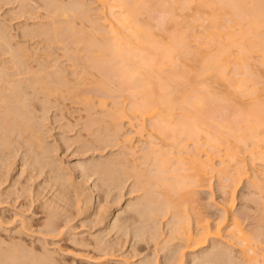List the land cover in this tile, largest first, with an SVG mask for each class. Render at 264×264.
Masks as SVG:
<instances>
[{"label": "rangeland", "instance_id": "1", "mask_svg": "<svg viewBox=\"0 0 264 264\" xmlns=\"http://www.w3.org/2000/svg\"><path fill=\"white\" fill-rule=\"evenodd\" d=\"M71 1L75 6V0H0V264L13 260L17 264H245L242 246L230 235L233 217L261 251L259 264H263L264 181L260 188L250 178L236 180L235 185L216 169L200 184L194 183L196 187L190 185L195 192L190 198V189L173 191L174 195L170 191L171 196L170 188L160 184L163 180L149 179L156 173L144 156L149 139L156 136L154 140L168 149L163 148L166 156L176 148H167L170 140L163 144L159 135L152 134L149 117L144 118L142 136L128 121L123 130L115 128L112 114L123 108L129 113L135 96L117 60L103 63L95 48L85 47L88 38L101 39L104 32L97 1L83 0L91 9L85 8L88 13L76 4L78 15L82 11L85 15L65 16L63 7ZM149 1L144 0L137 19L164 37L169 17L154 6L155 0ZM261 53L249 61H255L250 69L256 75L255 86L263 84L264 98ZM231 64L233 71L236 66ZM37 72H43L59 92L47 95L36 89L33 82L41 78ZM53 82L62 85L56 88ZM15 87L23 89L22 98L16 99ZM228 104L214 105L215 120L240 110L237 102ZM10 110L24 114L35 135L23 125L20 129L17 120L11 122ZM193 140L186 143L194 151ZM263 163L256 161L251 173L262 176ZM168 196L174 197L171 207L177 208H168ZM231 200L228 220L225 205ZM177 212L185 223L175 230ZM206 222L220 235L202 247L199 226ZM188 228L195 234L193 241L186 237Z\"/></svg>", "mask_w": 264, "mask_h": 264}, {"label": "bare ground", "instance_id": "2", "mask_svg": "<svg viewBox=\"0 0 264 264\" xmlns=\"http://www.w3.org/2000/svg\"><path fill=\"white\" fill-rule=\"evenodd\" d=\"M96 1L98 11L104 17L101 23L104 32L107 24L109 29L105 33L99 31L102 35L101 39L94 36L88 38L85 47L95 48L93 50L97 53V59L103 63L112 59L117 60L118 68L136 99L129 113L123 108L115 115L112 114L111 119L115 120V128L118 131L123 130L126 127L125 121H128L130 126L137 128L135 134L142 136L145 127L144 118L149 117L153 121L152 134L159 135L163 144L165 140L167 142L170 140L167 148L168 146L172 149L176 148L173 152L169 149L170 153L167 151L166 156L163 154L166 153L163 151L166 146L163 147L157 142L158 140L155 141L156 136L153 135L152 139V134H148L151 140L149 139L150 144L144 156L152 161L156 169H154L155 175L152 174L153 177L148 178H156L157 183L165 181L159 183L162 185L164 183L170 188L166 192L171 191L173 195L184 188L185 193L190 189L188 197L192 192L195 193L194 183L200 184L216 169L226 180H233L235 185L238 184L236 180L240 182L243 178H250L252 184L260 188L264 181V169L260 170L263 172L262 176L251 171L256 167V161L264 162V98L260 93L263 84L261 87L255 86L256 75L250 69L255 61L249 60L255 59V55L259 52L264 54V0H155L154 6L163 8L166 11H163V14L167 13L169 17L168 32L161 38L148 27L149 25L137 19L144 0ZM74 2L75 6L71 1L73 4L68 5L69 8L63 7L65 16L70 13L78 15L81 10L85 13L87 12L85 8L88 10L90 8L83 0ZM76 4L82 9L77 8ZM189 10L192 12L190 13ZM93 22L95 26L96 20ZM104 22L107 24L105 25ZM81 41L78 43L81 44ZM14 53L13 56L17 57ZM232 62L236 66L233 71L230 70L234 67ZM40 72L36 75H40L41 78L37 83L33 82V86L38 85L36 89L39 87L47 95L58 93L59 89L53 90L50 86L51 80L49 83L45 80L43 72L39 74ZM60 85L62 84H58ZM58 86L56 85V88H59ZM215 86L217 89L219 87L220 91L216 92ZM16 88H12V92L15 90L16 99L22 98L23 89L16 91ZM2 100L5 101L6 96L2 97ZM231 100L240 104L237 108L240 110L236 109L237 112L231 116L233 120L229 114L228 116L223 114L226 118L215 120L213 114L215 112H212L216 107L214 105L224 102L230 105ZM18 110H15L17 111L15 114H13L14 110H10L11 122L18 121V125H23L24 129L30 130L35 135V130L33 131L32 126L28 124L29 120H25L24 114L19 113ZM238 112L241 113L240 118L235 116ZM180 133L185 134L188 140H195H193L196 142L194 151L187 149L188 140L183 139L184 136ZM36 138L41 141L38 136ZM135 152L132 150V153ZM232 163L236 166L230 169ZM190 185L194 187L190 188ZM231 187L233 189V185ZM172 194L168 195L172 196ZM171 196L165 201L168 208L171 207V200L175 202L171 199L174 197ZM225 206L228 219V214L233 212V200ZM173 207L178 206L175 207L174 204ZM175 215L180 217L178 212ZM183 219L185 217H180L175 230L184 227L180 226L185 223ZM232 219L233 227L230 235L238 239L242 246L245 264H259L261 251L250 242L237 219L235 217ZM208 224L206 222L199 226L198 244L202 247L206 246L212 236L220 235L219 230L213 231ZM185 234L189 241L195 235L190 228ZM262 261L264 264V254ZM6 264H17V261L13 260Z\"/></svg>", "mask_w": 264, "mask_h": 264}]
</instances>
